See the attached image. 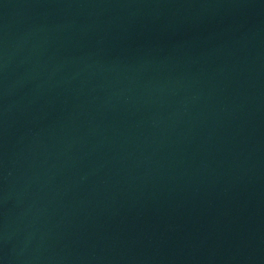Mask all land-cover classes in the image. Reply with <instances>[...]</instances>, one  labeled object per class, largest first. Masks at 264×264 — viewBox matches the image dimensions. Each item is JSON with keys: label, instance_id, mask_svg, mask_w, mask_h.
<instances>
[{"label": "water", "instance_id": "water-1", "mask_svg": "<svg viewBox=\"0 0 264 264\" xmlns=\"http://www.w3.org/2000/svg\"><path fill=\"white\" fill-rule=\"evenodd\" d=\"M0 264H264V0H0Z\"/></svg>", "mask_w": 264, "mask_h": 264}]
</instances>
